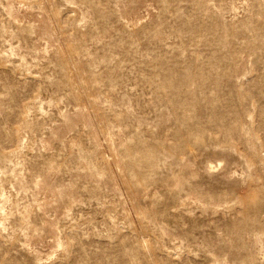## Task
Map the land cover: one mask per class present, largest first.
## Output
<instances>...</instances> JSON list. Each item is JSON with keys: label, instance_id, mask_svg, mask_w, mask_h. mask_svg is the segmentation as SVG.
Instances as JSON below:
<instances>
[{"label": "rangeland", "instance_id": "rangeland-1", "mask_svg": "<svg viewBox=\"0 0 264 264\" xmlns=\"http://www.w3.org/2000/svg\"><path fill=\"white\" fill-rule=\"evenodd\" d=\"M0 264H264V0H0Z\"/></svg>", "mask_w": 264, "mask_h": 264}]
</instances>
